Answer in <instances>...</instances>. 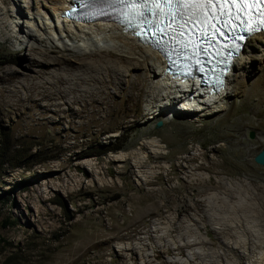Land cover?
<instances>
[{"label": "rangeland", "instance_id": "374dc122", "mask_svg": "<svg viewBox=\"0 0 264 264\" xmlns=\"http://www.w3.org/2000/svg\"><path fill=\"white\" fill-rule=\"evenodd\" d=\"M31 52L0 43V73ZM145 71L134 69L141 83L116 85L104 103L0 109L13 145L0 173V264H264V221L252 212L264 214V166L254 160L264 147V85L244 75L224 111L186 112L157 129L164 111L148 109ZM101 144L123 148L87 156ZM218 219L232 227L219 233Z\"/></svg>", "mask_w": 264, "mask_h": 264}, {"label": "bare ground", "instance_id": "6f19581e", "mask_svg": "<svg viewBox=\"0 0 264 264\" xmlns=\"http://www.w3.org/2000/svg\"><path fill=\"white\" fill-rule=\"evenodd\" d=\"M23 1L26 8L17 9L0 0V43L10 40L17 49L27 46L33 49L26 62L0 73V85H6L0 86V109L7 106L11 111L21 110L25 104H42L48 100L51 103L44 104V109L59 113L62 106L67 105L71 110L81 100L104 103L112 96L110 89H117L116 85L125 82L132 87L139 85L140 74L134 69L140 67L146 70L144 77L149 85L148 109H162L163 122L186 112L209 116L224 111L227 100L236 93V85H240L244 75L253 78L251 85H264V30L247 39L246 47L234 60L225 85L215 91L200 85L196 79L173 78L165 74L168 64L165 57L139 42L131 33L124 32L114 21L87 24L62 19L61 12L72 4L70 0ZM55 52L59 53L56 57L52 55ZM75 54H82L85 59H76ZM90 60L94 62L84 64ZM122 61L130 63L125 70L119 67ZM153 143L157 144L158 140ZM200 207L205 208V205L196 206ZM252 212L264 221V214L254 209ZM218 220L221 231L216 230L219 233L232 227L228 220ZM245 229L248 235L253 234L247 226ZM230 236L236 235L230 232ZM242 242L237 238L232 244L226 242L225 247L234 252L233 248ZM197 243L200 242L196 239L194 244ZM161 248L156 245V251ZM132 252L137 254L135 248Z\"/></svg>", "mask_w": 264, "mask_h": 264}, {"label": "snow or ice", "instance_id": "6c2138e0", "mask_svg": "<svg viewBox=\"0 0 264 264\" xmlns=\"http://www.w3.org/2000/svg\"><path fill=\"white\" fill-rule=\"evenodd\" d=\"M94 3L118 11L124 22L129 25L135 22L141 33L145 31L143 26L148 25L154 28V36L171 34L173 41L197 34L209 41L217 34L223 37L225 33L218 25L235 28L234 20L242 23L248 20L249 32L264 28V0H94ZM101 14H107L103 8ZM251 21L257 23L252 25ZM180 43L183 48L191 45L198 50L195 40Z\"/></svg>", "mask_w": 264, "mask_h": 264}, {"label": "trees", "instance_id": "16d2710c", "mask_svg": "<svg viewBox=\"0 0 264 264\" xmlns=\"http://www.w3.org/2000/svg\"><path fill=\"white\" fill-rule=\"evenodd\" d=\"M103 144L100 145L101 150H95V152H88L87 156H92V155H105L107 152L109 151H118L119 149L123 148V145H119V146H112V147H108V148H103ZM13 145H7V139H6V134L0 130V173L3 169V167L8 163L6 157L8 156V154L10 153L11 149H12ZM96 153V154H93ZM55 204H60L59 202L55 203ZM13 259V257H9V259H7V262L5 264H10L11 260Z\"/></svg>", "mask_w": 264, "mask_h": 264}, {"label": "water", "instance_id": "95a60500", "mask_svg": "<svg viewBox=\"0 0 264 264\" xmlns=\"http://www.w3.org/2000/svg\"><path fill=\"white\" fill-rule=\"evenodd\" d=\"M163 125H164L163 120H159V121L156 122L155 126H156L157 129H159V128H162ZM254 136H255L254 132H251L250 133V137L253 138ZM254 160H255L256 163L264 166V147L259 153H257L255 155Z\"/></svg>", "mask_w": 264, "mask_h": 264}]
</instances>
